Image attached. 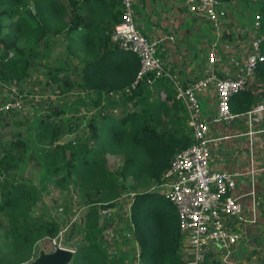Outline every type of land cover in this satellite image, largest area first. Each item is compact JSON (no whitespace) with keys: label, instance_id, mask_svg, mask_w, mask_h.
I'll use <instances>...</instances> for the list:
<instances>
[{"label":"trees","instance_id":"obj_1","mask_svg":"<svg viewBox=\"0 0 264 264\" xmlns=\"http://www.w3.org/2000/svg\"><path fill=\"white\" fill-rule=\"evenodd\" d=\"M255 2L253 13L259 12L263 32L264 0ZM65 3L0 0V18L7 20L6 25L0 24V83L20 85L52 48L50 39L64 34L69 51L64 59L49 60L47 71H41L48 79L46 87L61 94L82 89L94 106L76 101L94 110L71 140L59 141L64 106L33 117L28 132L10 135L2 148L0 217L6 223L2 235L7 245L0 247V264H25L33 258L38 242L58 235L61 224L56 218L33 215L41 193L50 188L67 190L70 200L74 188L78 189L83 234L75 249L79 264H114L116 260L122 264V258H128L130 252L124 246L117 256L112 255L99 236L106 231L100 210L114 209L115 199L129 192L133 194L129 215L119 235L138 248L141 264H181L176 210L156 186L176 151L192 142L184 105L174 98V86L167 77L155 80L151 87L140 82L131 88L139 61L110 41L121 19L120 0ZM261 50L264 52V37ZM71 54L78 65L68 63ZM256 72L264 81V61ZM158 89L165 90V99L157 96ZM115 95L123 99L117 100ZM247 96L242 110L249 108L251 96ZM71 108L77 111L75 105ZM108 156L119 162L115 168L108 167ZM26 164L30 165L27 175ZM61 207L62 216L71 211L70 205Z\"/></svg>","mask_w":264,"mask_h":264},{"label":"built area","instance_id":"obj_2","mask_svg":"<svg viewBox=\"0 0 264 264\" xmlns=\"http://www.w3.org/2000/svg\"><path fill=\"white\" fill-rule=\"evenodd\" d=\"M120 4L121 19L114 26L110 41L118 50L135 55L139 61V70L131 88L140 82L151 87L155 80L168 78L170 73L158 54V41L148 37L136 24L132 8L135 0H120ZM185 12L189 18L209 22L215 36L206 51V66L202 75L185 84L174 81V98L184 105L192 142L176 151L156 187L164 189L165 198L176 210L181 235V264H203L212 245L220 243L228 248L238 242L240 235L227 228V221L232 216L240 217L242 212L239 199L232 195L236 186L234 177L237 174L210 168V124L230 123L238 117V114L231 111V99L240 92L250 90L249 85L255 72L264 61V52L261 50L264 35L257 34L261 17L256 12L251 21L255 37L248 40L238 74L234 75L230 69H226L223 70L225 74L220 76L216 47L217 40L223 38L224 34L226 5L222 0H185ZM211 86L215 90L217 109L215 116L207 121L202 116L200 97ZM161 95L165 97L164 92ZM20 96L17 89L10 91L6 98L0 96V122L10 112L21 107ZM130 204L131 202L129 207ZM58 211L59 214L63 213L61 207ZM111 213L112 208L109 207L100 210L104 218L110 217ZM67 221L71 223L72 220L68 217ZM65 231H68V227L61 226L58 235L48 240L51 251L56 248L72 250L61 245L59 238ZM106 235L112 236L107 232ZM138 257L139 251L137 259ZM137 259L133 260V264H139ZM226 263L232 264L229 260Z\"/></svg>","mask_w":264,"mask_h":264},{"label":"crops","instance_id":"obj_3","mask_svg":"<svg viewBox=\"0 0 264 264\" xmlns=\"http://www.w3.org/2000/svg\"><path fill=\"white\" fill-rule=\"evenodd\" d=\"M222 2L228 11L230 3H235ZM135 5L141 12L136 19L138 27L158 41V54L174 80L185 84L199 78L206 66V51L215 36L210 23L189 18L185 12V0H135ZM256 5L253 1L252 7ZM251 21L252 18L247 21L249 26ZM241 22L231 16L225 19L223 33L226 36L217 40L216 47L220 76L226 69L238 74L249 40L248 36L237 33L243 26ZM203 25L207 29L205 34L200 32ZM249 89L239 93L250 94L249 108L242 110L247 100L244 99L241 110L234 111L238 114L234 121L212 123L208 133L210 168L237 174L232 195L239 199L242 212L240 217L228 219L227 228L240 237L228 248L220 243L212 245L203 264H228L226 260L232 264H264V81L257 72ZM214 92L211 86L200 97L202 116L207 121L216 114ZM237 95L231 99L233 109Z\"/></svg>","mask_w":264,"mask_h":264},{"label":"rangeland","instance_id":"obj_4","mask_svg":"<svg viewBox=\"0 0 264 264\" xmlns=\"http://www.w3.org/2000/svg\"><path fill=\"white\" fill-rule=\"evenodd\" d=\"M64 3L66 0H62ZM256 0H230L228 2H235L231 5L230 3V10H227V17L229 16L233 17L236 21H239V19L242 20L241 26L237 33L240 35L248 36L249 39L254 38L255 34L252 32V30L249 28V22L248 19L254 16V7H252V2ZM66 4V3H65ZM68 8V7H67ZM134 13H135V21L137 17L141 14V12L138 10V7L133 4L132 6ZM233 9V10H232ZM236 11H235V10ZM240 9V10H238ZM229 15V16H228ZM138 20V19H137ZM0 24L6 25L7 20L4 17L0 18ZM137 24V23H136ZM140 28V27H139ZM141 29V28H140ZM142 30V29H141ZM206 27L203 25L200 29V32L202 34L206 33ZM6 31V28L2 29V33ZM143 31V30H142ZM261 33L264 35V31L261 32V30L257 31V34ZM226 35L223 34V37ZM55 39V41H54ZM52 40V41H51ZM52 48L49 49V52L46 56L40 58V60L36 63V65H33V69L31 71V74L29 77L22 81L20 85H17L14 82H9L8 84L0 83V96L3 98L5 96H8L10 91H16V89L20 93V100L22 102V105L19 109L13 110L10 112L5 119L2 120L0 124V153L2 148L6 145L8 142V139L10 135H13L14 133L21 132V133H27V128L31 125H28V121L32 120L33 117L36 115H42L45 112H49L51 110H60L61 107L65 108V111L62 117H64L65 120H59L61 125V135H60V142L71 140L73 137H76L80 133V129L84 126L85 121L88 116H90V113L94 110L93 108L87 109L84 104L76 103L78 100H83L84 102L88 103L91 96L89 97V94H87L82 89H76L72 90L70 92L66 93H59L57 89H51L50 87H46L47 78L41 73V71H47V63L49 60H51L53 63L56 62L58 59H64L66 56V53L69 51L68 48V40L64 36V34L59 35L58 37L51 38L50 39ZM8 55L10 56L11 53L8 52ZM72 56V54H71ZM78 59L70 58L68 60V63H71L72 65H78ZM227 63V60H226ZM67 73L70 74L71 72L67 70ZM170 73V72H169ZM169 78V77H168ZM170 81H172V85L174 84V78L172 77L170 73ZM180 81L179 83H181ZM34 84H39L40 86L37 88H34ZM174 86V85H173ZM42 87H46L45 89H41ZM36 90H39L40 93H35ZM42 90V91H40ZM165 93V97L161 95V93ZM245 94H248L245 92ZM244 93H241L237 95L233 101V107H231V111L234 113V111H240L241 110V104H243L244 99L247 98V96ZM120 101L123 99L122 95H115ZM157 96L161 99L166 98V92L164 89H158L157 90ZM125 103V102H124ZM127 106H130V103H125ZM75 105L77 108V111H74L71 106ZM88 105H90L88 103ZM91 106V105H90ZM94 107V106H91ZM134 107H130L129 110L133 109ZM68 118H72L70 120H67ZM69 124V125H67ZM76 125V128L74 126ZM108 167L109 168H115L118 165V161L116 157L108 156ZM25 174L29 172L30 165H25ZM35 180V179H33ZM70 187L72 186L69 185ZM69 187V188H70ZM73 187V186H72ZM159 186L156 191L164 192V189L160 188ZM76 190V193L71 197L70 199H66L69 195L71 196V193H67V190H59V189H53L50 188L48 191H43L41 193V198L37 202L36 206L33 208V215L34 216H42L45 218L54 217L57 219L58 222H60L62 228L65 226L68 227V231L64 232L59 239H61V245L65 246L66 248H70L75 252L76 244L83 241V234H82V220H81V214H82V204L78 200V189L74 188ZM133 194L129 192L122 198H117L115 201L120 203H115L114 209H112L111 216L105 217V219L102 220L103 222V229L106 231H103V233L99 236V239L106 242V245L108 246L109 250L111 251V254L117 256V251L121 249L123 246L126 248L125 250L129 251L130 255L128 258H122V264H133V260L137 259V249L135 246L128 245L129 242H127L124 238L119 235V231L125 229V222L127 219V216L129 215V203L132 201ZM63 204L70 205V212L68 215L62 216V214H59L58 208L61 207ZM62 208V207H61ZM1 216V215H0ZM67 217H69L72 221L71 223L67 221ZM109 218V219H108ZM6 227V223L2 217H0V247H4L7 245L6 240L4 239L2 233L4 231V228ZM107 234H112V236H107ZM126 242H125V241ZM60 241V240H59ZM136 243V242H135ZM43 248L45 251L50 252L51 251V245L47 244V240L38 242L34 251L33 258L37 255L38 251ZM225 252V250H223ZM139 262L141 263L140 257H138ZM72 261H77L79 264L80 260L76 258V254L74 255V258ZM114 264H120L119 260H116Z\"/></svg>","mask_w":264,"mask_h":264},{"label":"water","instance_id":"obj_5","mask_svg":"<svg viewBox=\"0 0 264 264\" xmlns=\"http://www.w3.org/2000/svg\"><path fill=\"white\" fill-rule=\"evenodd\" d=\"M75 252L69 249L56 248L51 252H46L41 248L37 255L25 264H71Z\"/></svg>","mask_w":264,"mask_h":264}]
</instances>
